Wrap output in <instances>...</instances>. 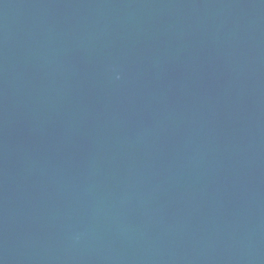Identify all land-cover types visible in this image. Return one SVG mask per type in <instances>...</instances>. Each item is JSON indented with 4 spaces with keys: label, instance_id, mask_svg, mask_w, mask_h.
Returning a JSON list of instances; mask_svg holds the SVG:
<instances>
[{
    "label": "water",
    "instance_id": "water-1",
    "mask_svg": "<svg viewBox=\"0 0 264 264\" xmlns=\"http://www.w3.org/2000/svg\"><path fill=\"white\" fill-rule=\"evenodd\" d=\"M0 264H264V0H0Z\"/></svg>",
    "mask_w": 264,
    "mask_h": 264
}]
</instances>
